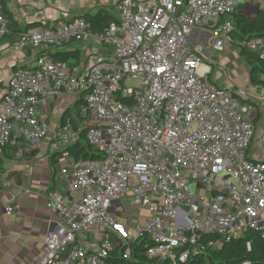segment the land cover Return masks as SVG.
Wrapping results in <instances>:
<instances>
[{
    "label": "built area",
    "instance_id": "obj_1",
    "mask_svg": "<svg viewBox=\"0 0 264 264\" xmlns=\"http://www.w3.org/2000/svg\"><path fill=\"white\" fill-rule=\"evenodd\" d=\"M247 1L264 12V0ZM238 8V0H118L117 21L102 33L64 15L9 46L51 50L93 35L108 49L79 76L67 63L33 54L31 67L16 69L0 97V149L15 132L31 146L48 139L50 153H63L80 129L66 122L51 130L39 109L71 94L82 99L87 142L102 156L75 161L63 154L70 161L44 196L57 221L35 264H107L117 243L130 262L129 245L143 236L147 258L184 264L206 233L231 242L253 230L264 239V161L246 155L255 108L247 90L220 89L207 79L203 48L188 40L196 29L210 33L217 51L237 42L264 60V35L233 40L228 18ZM7 27L0 1V41ZM0 186H10L1 174ZM111 201L137 210L135 219L110 213Z\"/></svg>",
    "mask_w": 264,
    "mask_h": 264
},
{
    "label": "crops",
    "instance_id": "obj_2",
    "mask_svg": "<svg viewBox=\"0 0 264 264\" xmlns=\"http://www.w3.org/2000/svg\"><path fill=\"white\" fill-rule=\"evenodd\" d=\"M0 1L2 9L4 8L12 16L20 29L32 24L49 27L63 20L64 15H66L64 19L69 20L84 15H94L98 10H106L111 14V9H114L118 13L116 9L118 0ZM238 1L239 8L236 12L248 20L259 18L262 15L258 4L246 0ZM111 15L118 18L115 14ZM228 19L231 20L230 17ZM35 28L25 32H30ZM92 36L51 50L25 48L17 52L9 48L11 43L1 40L0 57L4 62L3 65L0 62V97L6 93V81L16 69L31 67L33 54L49 55L76 51L79 53V61L77 63L68 62V69L73 75H84L95 56L108 51ZM188 40L192 47L202 46V54L205 58L209 56L211 49L217 51L212 46L210 33H201L195 29ZM235 44L225 43L222 51H217L221 58L218 62L228 61L227 57ZM237 49L239 55L240 50L238 47ZM242 64L244 66L233 70V80L227 79L221 83L218 81L219 78L212 76V66L208 65L205 60L202 71L207 72V79L217 88H243L248 91L246 100L255 108V113L252 116L253 136L246 155L250 161H264V88L250 85L249 67L243 60ZM259 79L263 81L264 75H260ZM79 99H81L79 96L71 94L55 96L49 101H43L39 114L45 119L50 129L54 130L62 124L60 119L65 112L75 116L76 111L78 112L76 106ZM13 135L15 137L11 143L0 149L1 178L10 185L9 187L0 186V264H35L42 255L46 232L53 229L57 221V216L44 207V196L56 184L59 168L66 165L70 159L63 153H50L48 139L31 146L25 140L16 137L15 132ZM7 206L13 210L11 215L5 213Z\"/></svg>",
    "mask_w": 264,
    "mask_h": 264
},
{
    "label": "trees",
    "instance_id": "obj_3",
    "mask_svg": "<svg viewBox=\"0 0 264 264\" xmlns=\"http://www.w3.org/2000/svg\"><path fill=\"white\" fill-rule=\"evenodd\" d=\"M2 14L5 16L8 27L7 34L3 40L9 43H14L16 39L28 29L37 27V24H32L24 29H20L12 16L3 8ZM82 18L88 25L89 31L93 33H102L104 29L111 23L116 22L114 18L106 10H98L94 15H84ZM231 21L234 25V31L231 36L234 41L241 40L244 37H259L264 35V12L259 18L248 20L240 13H233L230 15ZM38 53L37 56H42ZM239 55L245 64L249 67V81L251 86L262 85L260 75H264V60H262L257 53L240 50ZM54 61L61 63H68L70 61L78 62V52H65L49 54ZM24 69V68H22ZM26 69V68H25ZM83 105L82 99L77 102V110L75 116H71L69 112H65L60 119L64 124L70 121L75 130L80 129L78 139L69 147H67L63 154L69 158L85 161L101 160L102 156L98 150L92 147L86 139V125L85 119L79 115V109ZM219 244L216 249L208 246L211 242ZM249 243V249L247 248ZM149 240L146 236L140 237L130 243L131 261H124L122 258L126 247L123 244H116L109 252L106 263L107 264H170L168 262L158 263L150 260L145 256L146 245ZM192 252L188 260L184 264H242L250 262L251 264H264V239L255 231L248 230L241 238L236 241L224 242L220 241L219 237L212 234H204L197 244L191 248Z\"/></svg>",
    "mask_w": 264,
    "mask_h": 264
},
{
    "label": "rangeland",
    "instance_id": "obj_4",
    "mask_svg": "<svg viewBox=\"0 0 264 264\" xmlns=\"http://www.w3.org/2000/svg\"><path fill=\"white\" fill-rule=\"evenodd\" d=\"M111 14L113 15L115 14L118 16V13L114 9H111ZM237 47L238 46L236 42V44L233 45L231 49L230 55L227 57V60H228L227 62H222V61L218 62V59H221L219 57L220 53L217 51H214L213 49L209 51V56L207 58H205V56L202 54L204 60L208 63V65L212 66V69H213L212 76H215V78L216 77L219 78L218 80L219 83L226 81L227 79L233 80L234 79L233 70L239 69L241 66H244L242 64V60L240 59L238 55ZM0 62L3 65L4 61H3V58L1 57H0ZM61 185H62V188H64V184L62 183ZM193 202L195 203L196 199H194ZM108 211L110 213H113L117 218H120V219L123 218V216L127 219L131 217L132 219H135L134 215L137 213V210H129L128 207L126 208L124 205H122L118 201H111V206L109 207ZM141 215L144 217L145 213L143 212L141 213ZM133 227H136L135 223H133Z\"/></svg>",
    "mask_w": 264,
    "mask_h": 264
}]
</instances>
